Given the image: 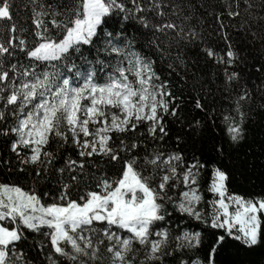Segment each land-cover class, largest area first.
I'll use <instances>...</instances> for the list:
<instances>
[{"label": "snow or ice", "instance_id": "1", "mask_svg": "<svg viewBox=\"0 0 264 264\" xmlns=\"http://www.w3.org/2000/svg\"><path fill=\"white\" fill-rule=\"evenodd\" d=\"M22 4L0 0V264L264 246V188L223 164L264 133V0Z\"/></svg>", "mask_w": 264, "mask_h": 264}, {"label": "trees", "instance_id": "2", "mask_svg": "<svg viewBox=\"0 0 264 264\" xmlns=\"http://www.w3.org/2000/svg\"><path fill=\"white\" fill-rule=\"evenodd\" d=\"M15 3L20 5L23 15L22 0H15ZM250 147L253 149L252 154H248ZM262 149H264V133L257 127L249 143L235 151H230V156L223 161L224 166L232 173L231 186L234 190L250 194L264 188V155L260 154ZM212 243L211 234L205 235L204 248L207 250ZM262 252L264 246L254 249L252 253H246L235 242H229L218 257V264H249L250 261L260 259L259 254Z\"/></svg>", "mask_w": 264, "mask_h": 264}]
</instances>
